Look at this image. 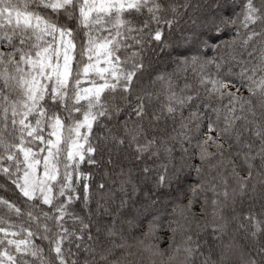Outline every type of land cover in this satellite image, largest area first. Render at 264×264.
I'll list each match as a JSON object with an SVG mask.
<instances>
[{
  "label": "snow or ice",
  "instance_id": "obj_1",
  "mask_svg": "<svg viewBox=\"0 0 264 264\" xmlns=\"http://www.w3.org/2000/svg\"><path fill=\"white\" fill-rule=\"evenodd\" d=\"M0 264H264V0H0Z\"/></svg>",
  "mask_w": 264,
  "mask_h": 264
}]
</instances>
